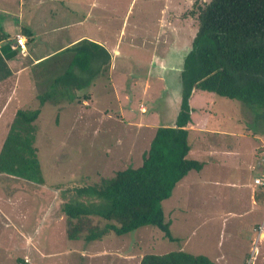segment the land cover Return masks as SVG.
I'll return each instance as SVG.
<instances>
[{
    "label": "crops",
    "instance_id": "0c3cea01",
    "mask_svg": "<svg viewBox=\"0 0 264 264\" xmlns=\"http://www.w3.org/2000/svg\"><path fill=\"white\" fill-rule=\"evenodd\" d=\"M67 1L66 6L70 10L65 12L64 17L60 16L61 19L50 20L48 26L50 29H56V31L64 28V39L62 41V35L60 36L56 31L54 34L52 31L53 34H51L50 39L55 42V46L49 43L50 49L44 54L39 53L37 55L36 53V56H32L28 52L20 51L15 47L14 35L16 33L24 35L27 39L26 45H29V36H33L36 32V27L33 26V23L31 27V18L25 25L18 23L12 34H10V28H7L10 25L4 24L1 26L3 32L11 35L7 39L9 41L10 51L15 52V50H19L23 57L29 56L32 64H36V66L43 63L42 61H46L47 58L50 60V64L47 65L48 76L42 77L41 75L43 73L42 70H46L45 68L36 75V84L38 86H44L43 91L51 93V91L58 92L59 90V93L63 94L66 92L65 88H69L75 94V96L68 98L70 99L68 102H64L65 105L67 104V107L64 106L61 100L57 104L49 102L46 105V101L40 104L38 99L36 108L39 107L40 110L36 118V130L39 123H43L45 124L44 127H48L49 125L60 126L63 123L70 124L72 122L74 126L80 124L81 131L85 129L87 132L85 135H88L99 132V128L101 127L109 126L114 127L115 129L113 128V131L119 134V136L121 133L127 132L128 134H125L123 137H128V144L131 145L132 137L134 141H140L138 145L146 147V151L158 127L174 124L180 107L182 87L179 88L176 95L177 98L172 100L169 97L170 89L167 85V71L169 69L178 72L180 77L182 71V66L176 67L174 64H169L165 58L170 49L174 47V43H171L172 38L169 39L168 36L169 31L166 34V30H163V25L159 24L155 37L157 40L152 42V49L155 54L150 51L147 56L145 55L147 60H140V57L143 55L139 51L143 50L144 52L145 49H143L144 45L140 44L137 38L136 40L133 39L135 37L133 35H135V32L137 33V29L132 27L124 43L135 49L136 53L133 56L135 64L137 67L142 65L145 71L140 72V74L125 73L124 71L114 72L118 57L122 54L120 47L124 39V31L122 34L121 30L122 24L119 27L116 37L109 40L105 34L103 35L101 33V31H104V28L99 22L100 20H96L97 23L90 21V9L94 0L90 4L83 5L82 9L80 7L79 9L74 7V5H78V2ZM32 2L36 3L34 0ZM37 16H40V14L36 11V20L43 21L46 17L43 15L40 17ZM62 20L63 25H58ZM160 22L164 23L165 21L161 19ZM39 25L42 24L39 23ZM145 31H148V29ZM163 35H165V38L161 41ZM159 39L161 41L160 43L158 42ZM82 40L95 42L104 48L108 54L107 64L105 63V54L98 49L100 54H97L96 60L92 62L91 69L84 70L75 66L74 71L76 76L69 77L68 81H64L60 75L64 69L62 70L59 62L66 60L65 64L67 66V59L70 58L71 53L69 49ZM190 42L188 40L186 41L187 50L182 55L183 59L191 47V45L189 46ZM6 43V40H1L0 47H3ZM36 50L38 51V49ZM21 59L19 57L15 58L12 55L6 60L12 74L0 81V134L5 133L2 136V141L9 130L16 110L20 108L18 101L20 102L25 93L26 79H21L20 76H17V74H20L25 69V66H19L22 62ZM57 64L61 68L58 69ZM116 77L120 79L116 80ZM125 82L128 83H126L124 90L122 89V84ZM38 94L39 92L36 94V98ZM79 99L80 102L77 103ZM188 103L190 105V120L186 124L189 144L187 156L200 161L202 167L199 170L188 171L176 183L170 196L163 201L166 200L167 207L170 202L169 206L171 208L168 207V210L171 213H175V204L189 206L190 196H196V198L210 196L212 193L206 194L204 191L210 185L216 186L213 190L216 191V194L218 193L217 203L221 200L219 195L224 196L226 199L230 198V203L233 202V207L237 206L236 212L231 207L229 211L231 215L237 221L246 218L245 223L240 224L237 222L236 224L238 225L235 224L237 230L236 235L239 234L244 244L243 248H237L242 255L239 264H246L251 255L252 241L256 238L255 226L264 222V188L253 183L255 177L264 174V134L250 132L245 129L246 127L243 125L240 108H238V111L235 109L232 110V106L235 103L240 106L238 101L219 97L212 92H203L201 89L194 88L190 94ZM50 104L58 106L53 107ZM46 107L49 108V111L52 108L53 111L49 115L48 120L43 119L44 113L42 109ZM106 130L108 131L109 128ZM132 133H134L133 136H131ZM143 139L146 141H143ZM1 146L2 143L0 144V149ZM143 153L141 157H143ZM53 189L45 181L36 183L17 175L0 172V216H2L1 222L4 227H12L13 233L18 235L23 234V228L28 223L26 220L29 213L32 218L36 216V205L34 204L36 195H48L52 190L53 196L55 197L54 193L56 189ZM229 189L232 190L234 195L228 197L227 192H229ZM242 201L246 203L243 207L239 205ZM202 203L207 202L202 200ZM218 210V206L213 207V211ZM57 212L53 216L55 219L53 222L63 223L61 220H65V215L61 212L60 206ZM186 212L189 211H185L184 213ZM181 216L175 217H179V221L181 222ZM187 216L191 217L190 215ZM167 222L169 223V221ZM193 226L195 227L196 225ZM242 228L245 230L244 233L240 232ZM248 232H250L249 238L246 237ZM161 233L162 235H160L159 241H157V243L161 244L159 251L165 247L164 242L169 240L174 243L175 250L204 255L213 264H218L217 260L219 261L221 259V256L218 257L215 255L211 246L207 247V245H202L200 247L197 243L190 244V241L186 237L178 240L171 233L172 239H169L163 232ZM18 243L12 245L6 244L7 248H4V251L6 254H9V259L12 258L15 260L17 257H23L17 254L18 250L20 252H25L24 250L26 252L28 251L24 246L16 245ZM260 243L262 242L258 241L256 243L258 253L262 249V246H264V244L260 245ZM41 249L36 248L35 250L34 248L36 252L40 253L43 252V247ZM169 251L172 250H167L162 253ZM198 251L203 252L199 253ZM157 254L161 253L159 252ZM27 258L24 255V259L27 260Z\"/></svg>",
    "mask_w": 264,
    "mask_h": 264
},
{
    "label": "rangeland",
    "instance_id": "374dc122",
    "mask_svg": "<svg viewBox=\"0 0 264 264\" xmlns=\"http://www.w3.org/2000/svg\"><path fill=\"white\" fill-rule=\"evenodd\" d=\"M32 1L0 0V28L4 24L10 25L7 28H10V34H12L18 23L25 25L31 18V27L33 23V26L36 27V32L33 36H29V45H26L27 39L23 35L25 38V49L23 52L36 56V53L38 55L39 53L44 54L48 52L50 49L49 43L55 46V42L50 38L51 34H55L56 29L48 27L50 20L61 19L60 16L64 17L65 12L70 9L66 6L67 0H34L36 3ZM71 1L74 3L78 2V5L76 4L74 7L82 9L83 5L90 4L92 0ZM194 1L202 4L209 0H94L90 9V21L97 23L96 20H100L99 22L104 28V31H101V33L105 34L109 40L114 39L118 34L121 24L122 34L123 31L124 34L126 32L125 35L123 34L124 39L120 46L122 54L118 57L114 72L124 71L125 73L140 74V72L145 71L142 65L137 67L133 58L136 51L134 48L126 45L124 40L128 37L127 34L132 27L136 28L137 33L133 31L135 34L133 35L135 36L133 39L136 40L137 38L138 42L144 45L143 49H145L144 52L143 50L139 51L143 55L140 57V60H147L146 56L150 51L155 54L152 49V42L157 40L155 37L159 24L163 25V30H166V34L169 31V39L172 38L171 43H174V47L170 49L168 55L165 57L166 60H168L169 64H174L176 67L182 66V55L187 50L186 41L190 42L192 34L198 25L196 14L190 15L187 12L188 10L190 12ZM36 11L40 16H46L43 21L36 20ZM185 13L186 15L184 16ZM161 19L165 22H160ZM39 23L42 25H39ZM58 25L62 26L63 20ZM147 29L148 31H145ZM63 31L64 28L56 31L60 36L62 35V41L64 39ZM10 34L9 37L11 36ZM164 38L165 35L161 37V41ZM161 41L159 39L158 42L160 43ZM190 45L191 42L189 43ZM14 56L15 58H22V62L19 64L20 67L25 66V69L20 74H17L21 79H26L25 93L20 102L18 101L19 107L36 108L38 102L36 94L38 92L40 94L44 90V86L36 84V75L45 68L46 70H42V77L48 76L47 65L50 64V60L47 58L48 60L46 59V61L44 60L42 61L43 63L36 66V64H32L29 56L23 57L19 50H15ZM144 57L145 59H143ZM167 72V85L170 89L169 97L173 100L177 98L176 95L179 88H181V77L178 72L170 69ZM119 79V77H116V80ZM126 83L128 82L122 84V89L124 90ZM65 89L66 92L63 94L59 93V90L58 92L51 91V96H48L45 104L48 105L49 102L57 104L61 100L64 106L67 107L65 103L70 100L68 98L75 96V94L69 88ZM202 91L204 92L205 90ZM79 102L80 99L77 103ZM238 103H240V106L235 103L232 106V110L238 111V108H240L245 129L250 132L264 134V121L259 122L255 120L254 115L248 107L239 101ZM51 106L56 107L58 105ZM42 111L44 113L43 119L46 120H48L49 115L53 112L52 108L49 111L47 107L42 109ZM66 118L68 119V117ZM60 119L62 118L60 117ZM71 123H63L60 126L49 125L48 127H44L45 124L43 123L38 124L35 131L34 145L37 147V156L44 181L47 185L54 188L53 190L56 189L54 193L55 197L52 190L48 195H36L34 199L36 216L32 218L29 213L26 220L28 223L25 224L23 234L21 235L13 233L12 227L5 228L1 222L2 216H0V264H10L14 261L12 258L9 259V254L5 253L4 248H7L6 244L12 245L18 242L16 245L24 246L28 250L27 252L26 250H24L25 252L22 251L23 253L20 250L17 252L23 258L24 255L28 257L27 260L24 259L25 264H138L142 254L146 252L162 253L167 250H175L174 243L167 240L164 242L165 247H162L164 251L163 249L159 251L161 244L157 243V241H159L162 233L159 229L150 225L141 226L124 235L119 236L110 233L109 236L106 235L107 237L104 235L102 238L86 241L83 235H80L76 239H68L66 237V228L68 226L66 219L61 220L63 223L53 222L55 220L53 216L58 213V207L61 206L65 199L60 197L59 192H64L70 186L91 183L94 180H98L100 176H112L117 170L128 166H139L142 160V153L146 148L138 145L140 141L137 142L132 139L131 136L134 133L130 136L132 143L129 145L128 137H123L128 133H121L119 136V134L113 131L114 127L104 126L99 128V132L85 135L87 132L85 129L81 131L80 124L74 126ZM34 125L36 129V120ZM108 128L109 130L107 131L106 129ZM4 134H0V144H3L4 140L2 141V136ZM143 141L146 140L143 139ZM214 187L216 186L210 185L204 191L206 194L212 193L210 196L197 198L196 196H190L189 206L175 204V213H171L168 210V207L171 208L169 206L170 202L167 207L166 200L163 201L161 205L164 212V220L169 221L170 233L172 236H176L178 240L186 237L190 241V244L197 243L200 247L202 245L211 246L215 255L221 256V259L217 260L218 264H239L242 255L237 248H243L244 244L239 234L236 235L237 230L235 226L238 225L236 224L237 222L240 224L245 223L246 218L237 221L231 215L229 211L233 207V202L230 203V198H227V200L224 196L219 195L221 200L217 203L218 193L216 194V191L213 190ZM228 191V197L234 195L231 189ZM209 197L210 199H208ZM202 200H205L207 203H202ZM245 204V201H242L239 205L243 207ZM210 205L211 207L209 208ZM214 206H218L219 210L213 211ZM236 208L237 206L233 207L234 212L237 211ZM185 211L189 212L184 213ZM179 215H182L181 222L179 221V217H175ZM91 222L103 224L96 215L91 216ZM193 225L196 226L194 227ZM240 232L244 233L245 230L242 228ZM249 236L250 232H248L246 237L249 238ZM261 244H264V242L262 241ZM42 247L43 252L35 251L36 248L41 249ZM198 252L202 253L203 251ZM257 253L252 264H264V246Z\"/></svg>",
    "mask_w": 264,
    "mask_h": 264
},
{
    "label": "trees",
    "instance_id": "16d2710c",
    "mask_svg": "<svg viewBox=\"0 0 264 264\" xmlns=\"http://www.w3.org/2000/svg\"><path fill=\"white\" fill-rule=\"evenodd\" d=\"M187 12L196 14L198 25L183 59L181 101L174 124L156 129L139 166H128L112 176H100L91 183L59 192L65 198L60 210L68 225V239L83 235L88 241L110 233L120 236L146 225L156 227L172 239L161 203L188 171L202 167L200 161L187 156L188 100L194 88L239 101L248 107L255 120L264 121V0H209L202 4L194 1ZM8 37L0 28V41H7L0 47V81L12 74L6 61L14 55L9 50ZM98 49L105 54L107 64V52L95 42L82 40L73 45L67 66L66 60L59 62L64 69L60 74L63 80L76 76L75 66L91 69L100 54ZM49 95L47 91L38 94L39 103ZM39 110V107L16 110L0 149L1 173L44 182L34 145V123ZM92 215L98 216L103 224L92 223ZM10 264H25V260L17 257ZM138 264L213 262L201 254L172 250L161 254L146 252Z\"/></svg>",
    "mask_w": 264,
    "mask_h": 264
},
{
    "label": "built area",
    "instance_id": "2783aa9c",
    "mask_svg": "<svg viewBox=\"0 0 264 264\" xmlns=\"http://www.w3.org/2000/svg\"><path fill=\"white\" fill-rule=\"evenodd\" d=\"M15 47L20 51L25 49V38L22 34L16 33L14 35ZM253 183L264 187V174L257 176L253 179ZM258 241L264 242V222L256 227V238L252 241L251 255L246 264H252L255 254L257 253L256 243Z\"/></svg>",
    "mask_w": 264,
    "mask_h": 264
}]
</instances>
